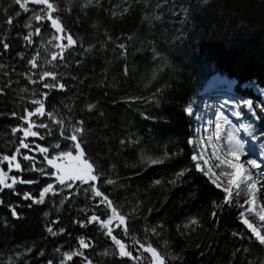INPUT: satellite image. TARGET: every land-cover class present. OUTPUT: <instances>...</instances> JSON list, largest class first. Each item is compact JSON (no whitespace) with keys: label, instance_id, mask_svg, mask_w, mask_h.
I'll list each match as a JSON object with an SVG mask.
<instances>
[{"label":"trees","instance_id":"1","mask_svg":"<svg viewBox=\"0 0 264 264\" xmlns=\"http://www.w3.org/2000/svg\"><path fill=\"white\" fill-rule=\"evenodd\" d=\"M50 2L64 32L32 18L43 6L0 0V171L6 183L26 181L0 186V264H151L149 245L165 264H264V245L241 223L244 201L224 203L189 144L211 77L264 87V0ZM66 35L73 45L53 39ZM33 101L44 114L30 117L37 136L25 138ZM258 116L264 136V104ZM71 135L96 181L57 180L48 160L76 152ZM6 155L22 170L9 171ZM93 184L125 217L127 235L118 220L109 227L139 260L121 257L107 229L89 222L111 216Z\"/></svg>","mask_w":264,"mask_h":264},{"label":"snow or ice","instance_id":"2","mask_svg":"<svg viewBox=\"0 0 264 264\" xmlns=\"http://www.w3.org/2000/svg\"><path fill=\"white\" fill-rule=\"evenodd\" d=\"M207 0H205V3ZM15 3H17L22 9L25 11H28L27 4H35L38 6H43L41 8V12H43V15L37 13L34 14L32 17L37 22H41L43 20L50 21L51 27L57 32L61 33L64 32V28L62 26V23L57 17L53 16V13L57 11L55 5L50 2V0H15ZM11 23V21H9ZM30 26V25H29ZM39 29H36V33L39 34ZM29 36H31V33H29ZM29 37H25V39H28ZM54 40L60 41L62 39L67 40L66 46H71L74 44V40L70 35L66 36H54ZM65 45H61L60 43H57L56 47L63 48L66 47ZM5 47H7L5 45ZM122 47V46H121ZM52 59H57L56 55L52 56ZM32 63V67H36V64L34 62ZM50 73H44V76H49ZM43 78V77H42ZM54 78V77H53ZM45 87H50V85H45ZM33 103L40 104V107H38L35 112H28L27 118L25 119V123H27V128L22 129L23 135L25 138L29 136H37V132L32 131L33 127L36 126L33 123L30 122V117L36 114L43 115L44 109L43 104L39 101H33ZM239 115V114H237ZM218 119H223V117H218ZM39 127H46V125L40 124ZM21 130V129H17ZM15 131V130H14ZM76 133H79L81 131L80 128H76L74 130ZM245 131H247V128H245ZM221 132L222 127L219 123L216 124V132H215V139L217 141L216 144H212V153L211 158L215 159L217 163L215 164V168L221 169L219 174L215 171H213V167L209 163V158H206V154L204 151H201L199 154H195L192 156V160L195 163V167L197 171H203L204 175L209 176L211 182L216 185L218 188H220L224 193V203L229 204L232 202L233 196L239 197L243 195L245 197L244 203L240 204L239 207L244 208L245 211H241L239 213L241 223L247 227V229L252 233V236L255 237V239L261 244L264 245V235H261L260 230L253 226L252 223L249 222V220L246 218V212L251 214L253 213L254 209L258 208L259 210L255 213L261 221H264V206L258 205L257 200V193L260 191V189L257 187V185L260 183V180H254L253 174L250 172L249 167L251 166L252 169H256L258 172L261 169L262 165L258 163L254 159H249L245 163L241 162V157L244 155V144L238 140L231 130L227 133V138L225 140V143L227 144V150L223 152L221 155V147L219 145V141L221 139ZM74 142V147L76 150V154L73 155L72 152H66L61 153L58 157H53L52 159L48 160L49 165L57 169V180L60 184H64L66 181H81L83 183H88L89 181H96L97 176L93 174V167L91 164H89L87 161L83 160V150L81 149V145L79 142H77V135H71L68 137ZM211 139L210 137L208 138ZM193 141H189V144H192ZM201 145L203 144V141L200 142ZM20 147L21 148H28L29 145L24 142V140L20 141ZM58 147V145H57ZM40 151L42 153H46L48 150L46 148H40ZM17 153H19V149H17ZM24 160L31 159L29 156H24ZM58 159H64L67 161L66 164L61 165L57 164L56 160ZM3 161H6L8 163V169L9 171L12 170L13 166L17 171L22 170L21 164L16 162L17 156H3ZM200 161H203V167ZM153 163H156L157 161H152ZM205 168H207V171H205ZM183 172L179 173V176H183ZM260 177L264 178V172H260ZM220 177L227 178V185L224 186V184L220 181ZM8 175L6 172L0 171V186L2 188H12L13 185L16 183H25L26 181L19 180L18 178H11V183H6L5 181L8 179ZM27 183H31V181H28ZM108 183H112V181H108ZM158 183V181H157ZM52 188V185H48L41 191L40 193V200L39 201H33L34 203L37 202H43V198L46 193H48ZM91 191L96 197L101 198V203H105V206L111 210V216L106 221H100L98 216H92L90 218L89 222L92 221H99L102 228L107 229L106 235L110 236L113 240L114 244L116 245L119 255L121 257H128L129 259H136L139 260L140 257H133L131 252L127 250L126 245L122 243L120 239H118L116 236L112 235L113 229L109 227V225L112 223L113 220H118L120 222V225H124V232L125 235H127L128 229L126 226V219L125 217L120 214L117 209L113 206L112 202L108 200L107 196H105L96 186L93 184L91 186ZM25 199H29L30 197L25 195ZM247 206V207H245ZM13 216H16V212H12ZM215 215V213H213ZM193 224L197 223L196 220L192 221ZM49 231L51 232L52 229L49 228ZM233 235H237V233H233ZM81 247H88V244L81 239L79 241ZM142 250L144 252L150 253L152 257L151 264H165L164 258L156 251V249L152 248L150 245L147 247L142 246ZM77 253H72L71 255H66V258L71 260L72 255H76Z\"/></svg>","mask_w":264,"mask_h":264},{"label":"rangeland","instance_id":"3","mask_svg":"<svg viewBox=\"0 0 264 264\" xmlns=\"http://www.w3.org/2000/svg\"><path fill=\"white\" fill-rule=\"evenodd\" d=\"M213 77L207 81L200 92L201 100L195 112L197 127L195 136L191 140L196 149L195 154L204 151L206 158H209L213 171L218 175L221 169L215 168L217 161L211 158V145L217 143L215 139L216 124L219 123L222 127L221 139L219 141L221 155L227 150L225 140L228 131L231 130L233 135L244 144V155L241 157V162L246 164L247 160L254 159L262 165L259 172L256 169H252L251 166L248 167L253 174V179L260 180V183L257 185L260 189L256 194L258 197L257 203L264 206V178H261L259 174L260 172H264V136L261 134V129L257 127L259 122L258 111H261V104H264V87L260 88L254 83H249L238 88L234 82L229 84L230 82L223 80V78ZM213 88L217 90L214 93L218 95L215 94V99H209L207 92H210ZM192 112L190 110L188 113L192 115ZM218 117H223V119H218ZM245 128H247V131H245ZM209 137L211 138L210 140L208 139ZM201 141H203L202 145ZM72 153L73 155L76 154V152ZM66 163L67 161L64 160L61 165ZM200 163L203 167V161H200ZM205 171H207V168H205ZM201 172L204 174L203 171ZM206 177L211 182L209 176ZM219 182H222L226 186L227 178L220 177ZM236 198L245 200L243 195ZM258 210L256 208L253 213L249 214L246 212L245 215L249 222L260 230L261 235H264V221H261L255 214Z\"/></svg>","mask_w":264,"mask_h":264},{"label":"bare ground","instance_id":"4","mask_svg":"<svg viewBox=\"0 0 264 264\" xmlns=\"http://www.w3.org/2000/svg\"><path fill=\"white\" fill-rule=\"evenodd\" d=\"M213 78H223V80H225V81H228L227 79H225L224 77H220V76H215V77H213ZM212 78V79H213ZM211 79V80H212ZM228 82H230V81H228ZM231 83H233V82H230L229 84H231ZM217 90H215L214 88L213 89H211L210 90V92H207L209 95V99H215V97H216V95L215 94H217V93H214V92H216ZM212 93H214V94H212ZM218 95V94H217ZM210 106V105H209ZM208 109H210V108H208Z\"/></svg>","mask_w":264,"mask_h":264}]
</instances>
